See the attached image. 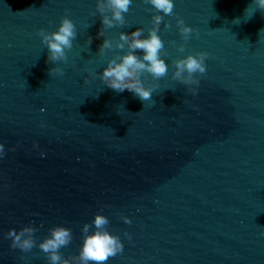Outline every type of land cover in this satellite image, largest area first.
<instances>
[{"label": "water", "instance_id": "1", "mask_svg": "<svg viewBox=\"0 0 264 264\" xmlns=\"http://www.w3.org/2000/svg\"><path fill=\"white\" fill-rule=\"evenodd\" d=\"M174 4L159 30L169 72L144 74L159 87L143 102L99 78L127 48L98 53L97 0H0V264H49L38 244L55 225L73 230L63 257L78 255L83 224L101 211L124 244L107 264H264V10L249 19L253 0ZM155 14L133 0L106 37H146ZM65 15L77 37L67 63L49 64L38 30ZM177 17L198 34L184 41ZM200 51L207 71L193 95L172 61ZM57 65L64 74L50 75ZM32 223L37 246L13 249L5 234Z\"/></svg>", "mask_w": 264, "mask_h": 264}, {"label": "clouds", "instance_id": "2", "mask_svg": "<svg viewBox=\"0 0 264 264\" xmlns=\"http://www.w3.org/2000/svg\"><path fill=\"white\" fill-rule=\"evenodd\" d=\"M146 2L156 12L152 18L153 27L148 30L149 34L145 37L143 28H137L131 34L122 31L119 38L113 42L111 38L106 37L105 29L125 24V14L129 12L133 0H97V11L102 16L103 24L97 35L104 37L98 53L103 56L109 49L127 48L126 53L121 55L117 52L109 60L99 78L108 88L117 93L128 90L143 102L151 101L154 89L159 87L158 83L145 86L142 79L144 74H150L157 82L160 78L168 75L169 65L163 58L167 52L164 41L159 35V30L165 16L175 15L174 0H146ZM253 3L255 7L249 4L245 9V13L249 11L252 13L249 19L252 18L257 9L264 10V0H253ZM92 15L95 16L96 13L93 12ZM246 21L237 17L232 23L240 24ZM176 24L184 41L189 40L194 31L198 34V29H193L192 26L186 24L183 17H177ZM165 27L170 29L171 23H165ZM38 35L48 49L47 62L49 64L59 61L68 62V50L73 48V41L77 37L76 25L69 15L62 18L57 30L49 32L41 28L38 30ZM91 42L92 38L89 37L87 43L90 45ZM172 43L173 45L176 44L175 41ZM177 47L179 52L185 51V44H179ZM138 51H142L143 55H138ZM208 56V52L200 51L174 59L172 65L175 71L172 73V79L189 86V91L195 95L198 88L194 86L199 85L200 77L207 71L206 59ZM49 71L50 75H63L65 70L57 65L51 67ZM44 126L46 124L42 121L41 127ZM34 147H39V145L35 144ZM5 154V145L0 143V158H3ZM44 155L45 153L41 152V156ZM122 218L125 223H132L130 217L123 216ZM109 223L108 216L102 211L95 214L91 223H84L82 226L83 244L76 256L64 258L60 251L61 248L67 247L73 239V230L64 225L51 227L48 230L49 235L39 242L38 247L47 257L49 264H90V262L91 264H107L111 257L121 253L124 248L120 236L107 229ZM93 228L94 230L90 231ZM37 230L34 223L27 224L22 226L19 231L15 228L8 230L5 237L11 239L13 249L19 248L23 252H30L37 246L34 235Z\"/></svg>", "mask_w": 264, "mask_h": 264}]
</instances>
